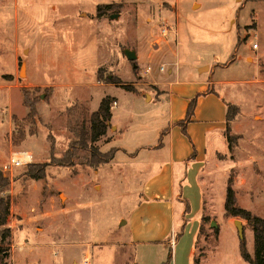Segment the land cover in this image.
<instances>
[{"label":"rangeland","instance_id":"rangeland-1","mask_svg":"<svg viewBox=\"0 0 264 264\" xmlns=\"http://www.w3.org/2000/svg\"><path fill=\"white\" fill-rule=\"evenodd\" d=\"M176 82L210 85L212 96L196 98L201 118L211 111L218 122L221 103L224 120L225 103L234 115L230 145L224 122L199 172L206 220L193 257L199 264H248L234 222L250 255L252 230L224 216V200L231 178L237 206L264 219V1L0 0V168L11 152L28 151L32 165L45 170L39 181L26 175L27 166L6 174L10 237L0 236L2 264H170V245L128 244L126 222L148 169L121 153L90 168L88 151L73 143L82 121L108 97L111 121L95 148L159 144L168 138L166 99ZM188 124L176 127L190 141ZM52 156H68L71 166ZM175 224L177 230L178 218ZM177 264L186 261L178 256Z\"/></svg>","mask_w":264,"mask_h":264},{"label":"crops","instance_id":"crops-1","mask_svg":"<svg viewBox=\"0 0 264 264\" xmlns=\"http://www.w3.org/2000/svg\"><path fill=\"white\" fill-rule=\"evenodd\" d=\"M209 86L200 84L194 89L188 84L178 82L171 84L166 99L169 117L168 138L150 147L115 148L114 157L121 153L130 157L131 161L138 160L149 173L141 186L140 199L134 208L133 216L126 222L131 225L128 230V244L162 243L169 246V241L173 239L174 246L170 247L174 252L170 264H177L178 256L186 261V264L193 258L203 218L199 172L204 165L209 147L215 148L217 133L224 126V105L219 103L223 112L219 113L218 122H212L213 112H206L201 118V112L197 108L194 110L191 123L187 126L190 141L181 135L176 123L183 120L187 105L195 94H202L203 99L212 96L207 92L208 88H211ZM212 94L220 97L215 90ZM202 98H199V101ZM177 205L183 207L177 209Z\"/></svg>","mask_w":264,"mask_h":264},{"label":"trees","instance_id":"trees-1","mask_svg":"<svg viewBox=\"0 0 264 264\" xmlns=\"http://www.w3.org/2000/svg\"><path fill=\"white\" fill-rule=\"evenodd\" d=\"M248 1H264V0H248ZM107 8V7H105ZM99 77V76H98ZM108 83H111L110 81ZM113 83V82H112ZM123 89L135 92L127 85H122ZM208 93H211L208 91ZM202 94H197L195 98L191 99L187 105L185 116L183 120L176 124L185 131V126L191 122V118L194 113L196 98ZM25 103V100H24ZM111 99L108 97L102 98L96 111L90 114L87 123L82 121L77 130V137L73 145H79L80 149L88 151V157L85 158L84 164L90 168H98L100 165L109 163L116 152L115 148H112L107 153L100 152L93 146L100 137L106 134L108 124L111 120ZM27 108L29 110L28 116L33 117L35 115L33 106L28 103ZM232 105L225 103V139L229 144V123L233 120V113H231ZM87 124V125H86ZM52 150V149H51ZM52 162L58 166L68 165L71 166L69 157L64 156L61 159H55L51 157ZM26 175L34 181L43 180L45 178L44 165H27ZM9 181L6 175L0 171V236L1 241L4 242L10 237V229L7 227V220L9 217L10 199L9 196H2L4 191H7ZM189 212V206H186V213ZM224 216L230 218H240L246 221L247 225L251 228L253 234V254L250 255L245 249V243L243 240L239 244V253L242 260L248 264H264V219L256 215L251 214L249 211L240 208L236 204L235 193L232 189L231 178L227 180L225 188V200H224ZM206 218L201 219L200 227L198 230L197 238L202 230V224ZM214 233L217 235V229H214ZM196 238V241H197ZM196 245V243H195ZM3 261V251L0 249V264ZM193 264H199V258L193 257Z\"/></svg>","mask_w":264,"mask_h":264},{"label":"built area","instance_id":"built-area-1","mask_svg":"<svg viewBox=\"0 0 264 264\" xmlns=\"http://www.w3.org/2000/svg\"><path fill=\"white\" fill-rule=\"evenodd\" d=\"M165 33L166 30H163ZM253 49L257 48V45L254 44L252 45ZM163 70V66L160 67V71ZM113 105H115V102H113ZM32 163V154L28 151H13L9 154L8 156V161L6 164H4L1 168L0 171L6 175L8 173H11L13 169H17L20 167H25L29 164ZM171 247L174 246V240L172 239L170 241ZM84 264H87V260L85 259Z\"/></svg>","mask_w":264,"mask_h":264},{"label":"water","instance_id":"water-1","mask_svg":"<svg viewBox=\"0 0 264 264\" xmlns=\"http://www.w3.org/2000/svg\"><path fill=\"white\" fill-rule=\"evenodd\" d=\"M118 15H112L110 16L109 18L110 19H114V18H117ZM123 54L124 56L126 57V59L130 62H133L136 60V54L134 51L132 50H124L123 51ZM211 227H215V224L214 223H211ZM234 225L236 227V231H237V235L239 237L240 240H243L244 239V229L242 227V225L240 224L239 221H235L234 222Z\"/></svg>","mask_w":264,"mask_h":264}]
</instances>
